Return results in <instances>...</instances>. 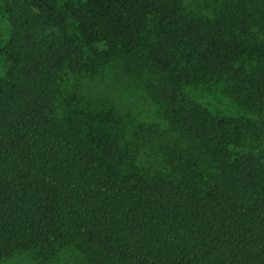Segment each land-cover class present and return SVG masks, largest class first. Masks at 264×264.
<instances>
[{"label": "trees", "instance_id": "1", "mask_svg": "<svg viewBox=\"0 0 264 264\" xmlns=\"http://www.w3.org/2000/svg\"><path fill=\"white\" fill-rule=\"evenodd\" d=\"M0 6V264H264V0ZM109 65L149 118L84 87Z\"/></svg>", "mask_w": 264, "mask_h": 264}, {"label": "rangeland", "instance_id": "2", "mask_svg": "<svg viewBox=\"0 0 264 264\" xmlns=\"http://www.w3.org/2000/svg\"><path fill=\"white\" fill-rule=\"evenodd\" d=\"M2 0H0L1 4ZM203 5V1L198 2ZM71 28H75V22H71ZM11 32V25L7 14L0 6V46L3 45L9 38ZM86 53H89L84 47ZM8 67V63L0 57V74H3ZM117 66L109 65L102 73L91 80H84V87L89 86L91 90L96 93L97 88L100 87L101 93L105 98L115 100L123 112H132L135 115L149 118L151 116V105L144 94L142 85L138 84L129 75L118 71ZM183 92L192 98L194 101L206 107L210 111L219 115H233L238 116L242 114V110L234 103L228 96L222 94L218 90H207L204 86H197L194 84H187L183 87ZM74 253L67 254L62 257L60 262H68L69 264H79L75 260ZM80 262V261H79ZM4 264H30L25 258L8 259ZM81 264V262H80Z\"/></svg>", "mask_w": 264, "mask_h": 264}]
</instances>
